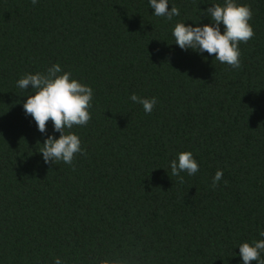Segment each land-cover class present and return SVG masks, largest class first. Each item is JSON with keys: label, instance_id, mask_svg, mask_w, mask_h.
<instances>
[{"label": "trees", "instance_id": "obj_1", "mask_svg": "<svg viewBox=\"0 0 264 264\" xmlns=\"http://www.w3.org/2000/svg\"><path fill=\"white\" fill-rule=\"evenodd\" d=\"M237 2L255 35L233 69L172 36L223 0H169L172 20L148 0H0V264H242L264 230V0ZM57 63L94 91L71 165L44 162L60 133L38 130L16 86ZM134 93L158 99L150 114ZM183 151L199 171L181 181Z\"/></svg>", "mask_w": 264, "mask_h": 264}, {"label": "clouds", "instance_id": "obj_2", "mask_svg": "<svg viewBox=\"0 0 264 264\" xmlns=\"http://www.w3.org/2000/svg\"><path fill=\"white\" fill-rule=\"evenodd\" d=\"M39 0H32L36 5ZM152 14L172 20L180 16V10L172 6L169 11V0H148ZM201 11V10H200ZM211 23L192 26L178 22L172 29L176 45L182 50H193L198 54L207 52L214 55V61L226 64L233 69L241 67V42L247 43L255 35L250 23L252 10L250 6L238 3L237 0H223V4L213 3L206 12ZM201 15V16H202ZM17 88L32 94L27 95L23 103L25 114L31 116L41 133L47 131L51 120L54 133H60L59 138L49 135L44 140L39 153L46 164L63 162L71 165L77 153L83 155L80 137L73 131L74 126H86L91 119L90 108L94 97L91 86L73 78L71 72L63 71L60 64H54L46 72L26 73L17 82ZM130 100L143 107L150 114L158 103L156 97L146 98L132 94ZM38 145L39 144L38 142ZM171 176L179 177L182 172L193 176L199 171V164L190 151L179 152L169 163ZM223 176L222 170H217L212 179V187L218 186ZM260 239L239 244V256L242 264H264V230L259 232ZM55 264H64L61 258L55 259ZM99 264H127L121 259L105 258Z\"/></svg>", "mask_w": 264, "mask_h": 264}]
</instances>
